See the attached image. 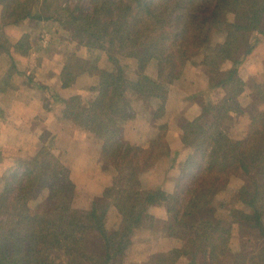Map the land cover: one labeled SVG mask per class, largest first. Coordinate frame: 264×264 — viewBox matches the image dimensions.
Instances as JSON below:
<instances>
[{"label":"trees","instance_id":"1","mask_svg":"<svg viewBox=\"0 0 264 264\" xmlns=\"http://www.w3.org/2000/svg\"><path fill=\"white\" fill-rule=\"evenodd\" d=\"M32 1L0 0L6 7V18L14 23L49 20L33 13ZM72 2L63 9L68 18L65 26L81 29L82 44L106 54L110 65L100 73L94 100L84 103L80 95L73 96L65 101L63 114L93 135L102 147L103 167L113 169L118 176L126 175L130 189L122 191L116 183L93 200L89 211L59 209L56 199L71 195L76 188L69 168L47 148L32 159L19 160L3 174L0 264H126L129 246L152 229L154 217L149 208L155 205L167 209L168 237L152 258H166L169 264H198L203 258L216 263L227 249L230 231L217 219L200 220L194 225L185 223V219L194 210L213 213L215 199L232 175L247 180L238 197L243 208L233 210V218L242 229H254L261 238L259 244L243 247L242 264H264V218L257 207L264 192L259 179L264 173V86L256 85L263 107H243L239 96L245 84L238 77L239 66L264 36V3ZM24 45L21 42L20 49ZM201 54L207 76L215 75L221 63H232L228 78L211 85L231 86V90L220 103L205 108L213 118L207 128L197 120H183L184 147L171 158V168L178 158L184 159V168L175 171V189L167 192L146 185L143 178L169 154L164 142L168 126L157 124L162 117L159 110L152 120L147 145L125 141L122 130L136 115L130 96L150 99L154 89L161 86L146 74L151 62L158 64L159 79L173 83L186 74L188 61ZM123 61L134 65L133 75L123 68ZM75 80L76 74L67 72L63 87L73 85ZM245 116L249 117V126L241 131L239 125ZM113 206L122 217L118 229L106 225Z\"/></svg>","mask_w":264,"mask_h":264},{"label":"crops","instance_id":"2","mask_svg":"<svg viewBox=\"0 0 264 264\" xmlns=\"http://www.w3.org/2000/svg\"><path fill=\"white\" fill-rule=\"evenodd\" d=\"M44 2L45 0L41 1L40 8L45 6ZM54 20L27 19L14 23L6 18V7L0 2V193L3 190L5 170L16 165L19 160L34 158L43 148H47L70 170L76 187L71 193L74 199L70 208L89 211L94 199L102 197L107 188L116 185L117 175L113 169L103 167L102 147L93 135L74 121L66 119L63 112L65 101L73 96L80 95L84 103L94 100L100 71L110 63L103 59L98 72L83 71L78 74L73 85L64 88L63 79L67 72L77 63H87L90 50L70 37H66L69 41L60 38V33H67V27L64 25L59 27L56 38L55 35L49 37L50 44L42 45L41 41L39 42L43 49L50 48L47 54L37 49L38 39L43 36L39 34L41 25H53ZM21 42H25L24 49L19 47ZM231 66L232 63H227V76L224 80L228 78ZM238 77L245 84V90L239 96L240 104L243 107L253 105L262 108L256 85L264 86V36L239 66ZM250 82L252 85H249ZM230 87L213 88L204 79L203 72L192 67H188L186 75L169 85L165 94L166 111L158 121V124L168 126L165 143L169 154L159 159L155 167L144 175L143 181L146 185L154 184L167 192L175 189L172 177L175 171L184 168L182 158L176 161L173 169L171 168V158L184 147L181 121L189 118L197 120L205 128L210 126L213 118L204 112L205 108L210 104L220 103L230 92ZM157 95L155 93V96ZM135 98L138 103L146 104L142 98ZM191 101L198 111L194 117H187ZM135 113V118L122 130V138L129 143L145 146L151 132L152 109L145 107L143 112L135 110ZM248 126L249 117L245 116L239 129L245 131ZM260 177V184L264 186V173ZM246 186L245 178L232 175L225 190L216 197V210L213 213L194 210L185 219L192 224L200 220L217 219L221 227L231 233L227 249L216 263L210 259H201L198 264H242L243 247L261 240L256 230L242 229L233 218L232 211L240 206L238 197ZM263 204L264 192L257 204L262 213ZM149 213L154 217L156 226L151 234L142 237L144 243L133 244L128 248L126 263H165L151 260L158 252L151 251L145 257L142 245L163 236L162 229L168 220L167 209L155 205L149 208ZM121 222L119 211L116 207H111L106 225L110 229H117Z\"/></svg>","mask_w":264,"mask_h":264},{"label":"rangeland","instance_id":"3","mask_svg":"<svg viewBox=\"0 0 264 264\" xmlns=\"http://www.w3.org/2000/svg\"><path fill=\"white\" fill-rule=\"evenodd\" d=\"M41 1L43 0H34L32 1L30 4L32 6V9H33V13H41V15L44 17V18H47L49 17L50 19H55L52 23L53 25H47V24H44V25H41V28L39 29V34L43 35L42 37H40L38 39V46L37 49H40L42 52H45L44 54H47V50L43 49L39 42L41 41L42 45L45 44L44 42V37H52L54 36L56 33L59 32V27L61 28L63 25L65 26L66 24V21H67V16L65 15L64 13V8L67 4L69 5H73V2L72 0H49V1H46L44 2V7H41ZM257 1H260L262 4L264 3L263 1L264 0H257ZM47 6H50L49 8H47ZM49 9V10H48ZM7 17V16H6ZM227 19V18H226ZM62 24V25H61ZM55 27V28H54ZM58 27V29H57ZM67 27V26H65ZM64 27V28H65ZM54 28V29H53ZM67 33H60L59 34V37L62 38V39H65L66 41H69V39H67L66 37H70L72 38V40L76 41V42H79L82 44V41H81V36H82V30L77 28V27H67ZM76 29V30H75ZM57 35L54 36V38H56ZM27 40V39H26ZM83 45V44H82ZM90 51V54H89V61L87 63H80V64H75L73 65L74 67L72 68L71 71L74 72V74H76V78L78 76L79 73H82L83 71H88V70H92L93 68H95V70H93L92 72H98L99 71V68L101 67V62H103V59H107V61L109 62L108 58H107V55L104 54L103 52H100L98 50H92V49H89ZM204 54V53H203ZM203 54L199 55V56H196L195 58H193L192 60L188 61L187 65H186V74L188 73V67H192V68H198L199 70H201L203 72V76H204V79L210 84V85H217L218 83H220L221 81H223L225 79V77L227 75H225V71H226V68H227V63L226 64H223L221 63L219 65L218 68H216V71H215V75H206V72H207V69L205 70L204 66L201 65V62H202V59H203ZM110 63V62H109ZM154 63V64H153ZM123 68L127 71V73L133 75L135 73V67L134 65L131 63V62H128V61H123L122 64ZM226 65V67H225ZM109 66V65H108ZM106 66V68L108 67ZM105 68V69H106ZM104 69V70H105ZM104 70H101L100 73ZM90 72V71H89ZM214 72V71H212ZM146 74L151 77L152 79H154L155 81L157 80L158 83H161V86L158 88V89H154L156 90V92H152L151 93V96L152 98L150 99H143L145 100L146 104L143 105V104H140L137 102V98L136 95H131L130 96V100H131V103L133 105V107H135V110H141V112H143V109L146 107H151L152 109V114H151V119L153 120L154 119V115L155 113L157 114V112L160 110L162 112V117L166 111V108H165V104H166V99L167 97L165 96L166 92H167V89L169 87V85L177 82L178 80L174 81L173 83H166L165 79L164 80H161V78L159 79V72H158V64L157 62H151L149 64V66L147 67L146 69ZM185 74V75H186ZM184 76V75H183ZM252 82L249 83V85H252L251 84ZM98 88V87H97ZM218 88H221L218 86ZM155 93L158 94L157 96H155ZM152 99V100H151ZM194 102L191 101L190 105H189V109H188V116L187 117H194L197 113V108L195 107V104H192ZM161 117V118H162ZM160 118V119H161ZM159 119V120H160ZM151 120V121H152ZM157 120V124H158V121ZM152 123V122H151ZM183 123V121H181V124ZM159 125V124H158ZM164 142H165V139H164ZM166 156V155H165ZM179 160V158L177 159ZM159 161V160H158ZM157 161V162H158ZM156 162V163H157ZM156 165V164H155ZM155 167V166H154ZM153 167V168H154ZM176 169V168H175ZM177 170V169H176ZM151 170H149L148 172H150ZM5 172V171H4ZM147 172V173H148ZM173 173L171 174V177H172ZM261 176V175H260ZM242 177V176H241ZM244 178V177H243ZM261 178V177H260ZM259 178V179H260ZM230 179V178H229ZM246 180V179H245ZM229 182V180H228ZM227 182V184H228ZM247 182V180H246ZM117 183L119 186V188L122 190V191H127L130 189V182H129V179L126 175H122L120 174L119 176L117 175ZM261 183V182H260ZM226 184V186H227ZM0 185H1V182H0ZM3 187H4V182L2 183ZM152 185V184H151ZM154 185V184H153ZM157 186V185H156ZM225 186V188H226ZM224 188V190H225ZM223 190V191H224ZM222 191V192H223ZM221 192V193H222ZM220 193V194H221ZM73 199H74V195H67V194H64L62 196H60L58 199H56V207L57 208H69L71 207V204L73 202ZM215 204V202H214ZM240 206L237 208V209H240V208H243V205L239 202ZM216 206V205H215ZM263 209H264V204L262 205ZM76 210V209H75ZM82 211V210H81ZM263 214V218H264V213ZM185 223L189 224V225H192L191 222H186ZM166 224V223H165ZM195 224V223H194ZM193 224V225H194ZM155 221L153 220L152 222V229L149 230L148 232L142 234L139 236V242L138 243H135V244H140L141 242L144 243V241H142V237L145 236V235H148V234H151L153 232V229L155 227ZM108 227V226H107ZM110 229V228H109ZM113 229V228H112ZM118 229V228H117ZM162 232H163V236L161 237H156L152 242H149L145 245H142L143 246V252H155L157 253L156 251H158L157 249H161L164 245L163 242H165L164 239H167V232L165 231V225L162 229ZM260 235V234H259ZM231 237V236H230ZM161 238V239H159ZM254 244H259V242H253ZM249 244L251 243H248L246 246L248 247ZM245 246V247H246ZM130 247V246H129ZM128 250V249H127ZM127 252V251H126ZM125 257H126V253H125ZM124 257V258H125ZM204 259V258H203ZM152 261H155V262H165L163 264H169L170 262L164 258V259H156L155 257L151 259ZM201 260V259H200ZM199 260V261H200ZM126 261V259H124V262ZM126 263V262H125ZM89 264H91L89 262ZM126 264H131V263H126ZM134 264H139V263H136L134 262ZM177 264V263H175Z\"/></svg>","mask_w":264,"mask_h":264},{"label":"built area","instance_id":"4","mask_svg":"<svg viewBox=\"0 0 264 264\" xmlns=\"http://www.w3.org/2000/svg\"><path fill=\"white\" fill-rule=\"evenodd\" d=\"M44 43H45V45H48V44H50V38L49 37H44Z\"/></svg>","mask_w":264,"mask_h":264}]
</instances>
